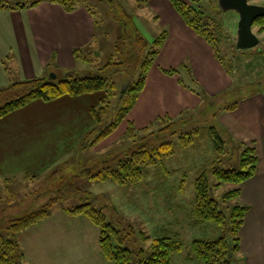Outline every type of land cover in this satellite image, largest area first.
<instances>
[{
    "label": "rangeland",
    "instance_id": "rangeland-1",
    "mask_svg": "<svg viewBox=\"0 0 264 264\" xmlns=\"http://www.w3.org/2000/svg\"><path fill=\"white\" fill-rule=\"evenodd\" d=\"M250 2L264 6V0ZM76 4L87 5L94 12L97 35L92 46L78 51L80 60L75 74L96 73L112 55L117 57L115 42L125 33L142 35L149 50L151 46L153 48V41L165 32L164 42H167L159 48L153 62L154 69L157 65L176 69L178 72L173 76L193 90L199 105L196 107L186 101V106L178 113H169L182 102L177 95L166 91L171 89L170 80L160 81L159 75L152 70L147 76L151 95L146 96L142 107H146L148 98H151L155 102L153 110L159 113L149 121H137V110L120 121L115 130L94 148L73 154L69 164L60 165L58 172L36 178L20 176L7 182L0 179V231L5 232L3 227L11 218L56 198L49 207L51 225L46 224L48 221L36 224L25 234L17 236L24 242L26 258L36 260L37 264H67L68 257L75 254L79 257L78 264H100L94 260L95 253L100 261L103 260L101 264H112L99 252L98 227L87 220L88 229H85V224L81 227L77 218L64 215L65 208L91 201L108 221L130 225L136 237L130 246L143 249L146 256L150 255L151 239L169 237L181 243V248L172 254L170 264H202L194 255L192 241L215 240L223 234V228L213 221L193 223L194 181L200 169L203 166L211 168L219 160H228L222 164L223 168L239 170L245 146L257 149L260 166L264 164V31L258 33V28L254 27L259 44L239 51L234 46L238 15L232 10L221 11L217 0H203L196 7L203 11V17H209L223 31L220 59H217L200 48H177L184 45L178 36L170 37L172 25L167 12L170 0H76ZM81 55L88 60L82 59ZM138 72L139 69L134 79H137ZM111 81L116 85L115 92L124 90L129 83L128 74L124 70L114 72ZM97 92L105 95L104 91ZM107 101V105L113 104L115 97L109 96ZM211 101L217 107L213 120L219 126L218 134L224 142L222 152L216 149L210 137H205L200 146L193 148L177 145L172 155H166L149 168L141 183L127 187L109 179L91 180L82 174L84 168L94 164L97 167L93 174L105 172L106 168H118V161L127 158L125 151L132 140L127 133L129 121L137 133L151 123L153 128L148 131L157 132L168 125V122L159 121V117H182L184 121L176 132L166 137L169 141H180L182 133L201 125L204 119H212L207 116L208 108H204ZM233 103H236L234 108L224 109ZM219 107L223 109L218 110ZM107 116H110L109 112L103 114L104 119ZM210 179L212 183L216 182L213 175ZM234 187L242 188L246 196H240L239 191L238 197L224 200L220 207L230 215L238 203L248 206L239 229V247L233 251L234 264H246V259H253V253L258 254L261 263L264 258V171L255 179L249 178L238 185L223 183L214 186L210 196L220 200ZM73 188L77 191L71 193ZM79 217L85 218L83 215Z\"/></svg>",
    "mask_w": 264,
    "mask_h": 264
},
{
    "label": "trees",
    "instance_id": "trees-1",
    "mask_svg": "<svg viewBox=\"0 0 264 264\" xmlns=\"http://www.w3.org/2000/svg\"><path fill=\"white\" fill-rule=\"evenodd\" d=\"M50 1L59 3L68 11L73 10L77 5L76 0ZM202 1L170 0L183 21L210 45L214 56L220 59L223 31L221 26H218L217 23L214 25L215 23L211 22L209 17H203V11L196 7ZM39 2L41 0H0V10L32 7ZM254 27L258 28V33L264 31V16L254 21L252 29ZM165 39L166 33L162 32L153 41V48L151 46L147 50L148 45L142 35L136 32L125 33L115 42V52L118 56L112 55L111 59L96 73H72L61 79H52L48 76L34 77L19 80L0 88V118L36 99L47 101L62 95L78 96L104 91L105 95L99 104L90 109L95 124L86 131L80 140L81 146H94L109 136L135 105L145 86L148 71ZM241 50L239 49V51ZM78 51L79 49L75 50V53L79 57ZM138 69L137 79H134ZM120 70L127 72L129 83L124 90L115 92L116 85L111 81V75ZM163 72L173 75L178 71L176 69H163ZM179 82L184 87L189 88L183 80L179 79ZM109 96H114L115 101L113 104L107 105L109 104L107 101ZM235 106L236 103H233L224 109H232ZM204 108H208L206 110L207 116L212 119H204L201 125L182 133L179 136L180 141H169L166 140V137L176 132L175 129H178L181 121H184L182 117H159V121L168 122V125L159 129L158 133L150 131L153 128V123L137 133L133 123L129 121L127 133L132 140L127 151H125L127 158L118 161V168H106L105 172L99 171L92 177L99 180L109 179L126 187L138 185L148 175L152 165L162 161L166 155L174 153L175 146H190L192 148L200 146L205 137H210L216 149L222 152L224 142L218 134L219 126L213 120L217 114V107L215 108V104L211 101L206 103ZM219 109L223 108L219 107ZM106 112H109L110 116L104 119L103 114ZM148 129L150 130L148 131ZM172 129L173 131H170ZM227 161L219 160L217 163H213L211 168L203 166L194 181L193 223L213 221L223 228V234L215 240L194 239L192 241L194 255L202 264H234L233 251L239 247L240 243L239 229L248 206L238 203L232 208L230 215L220 208L224 200L238 197L239 187L227 190L220 200L212 198L210 193L214 186L223 183L238 185L251 178L256 173L258 156L254 147L245 146L242 151L239 170L223 168L222 164ZM210 175L215 177V183H212ZM76 191V189L70 190L71 193ZM55 201L56 198L8 220L3 227L5 232L0 231V264H26L24 252L17 236L20 232L48 217L50 215L49 207ZM66 210L72 215L85 216L98 227V244L101 253L104 259L112 264H170L172 254L181 248V243L172 238H153L149 244L150 255L146 256L143 249L130 246L136 241L132 227L121 221H108L102 211L96 209L91 201L84 202L74 208H66ZM144 238L148 239V237Z\"/></svg>",
    "mask_w": 264,
    "mask_h": 264
},
{
    "label": "crops",
    "instance_id": "crops-1",
    "mask_svg": "<svg viewBox=\"0 0 264 264\" xmlns=\"http://www.w3.org/2000/svg\"><path fill=\"white\" fill-rule=\"evenodd\" d=\"M167 10L172 25L170 37L178 36L184 45L177 47L179 50L200 48L214 56L210 45L183 21L172 4L168 5ZM96 24L94 12L87 5H76L73 10L68 11L57 2L41 0L32 7L0 10V88L19 80L50 77V74H55L58 79L75 73L80 60L75 50L81 51L82 48L92 46L97 35ZM81 58L88 60L84 56ZM155 68L152 65L148 74L155 70L160 81L170 80L168 82L171 89L166 91L177 95L182 102L169 113H178L187 102L196 107L199 105L194 93L181 85L177 76L166 75L162 70L167 68L159 65ZM148 86L146 77L145 86L128 114L130 116L138 110L136 120L139 122H147L159 113L153 110L155 102L151 98H148L146 107H142L143 100L151 95ZM103 97L96 91L78 96L62 95L47 101L36 99L0 118V179L7 182L20 176L36 178L58 172L60 165L69 164L73 154L94 148L97 144L91 147L81 146L80 140L95 124L90 109L98 105ZM256 153H259L257 149ZM258 161L259 167L251 177L254 179L264 171V164L260 166V156ZM96 167L94 164L84 168L82 174L89 176L91 180H99L92 177ZM242 195L246 196L241 188L240 196ZM64 210V215L77 218L78 224L81 227L85 224L84 228L88 229L86 217L72 215L66 208ZM49 218L50 215L37 225L45 224ZM46 224L51 225V221ZM27 229L20 232V236ZM19 242L26 264H37L36 260L26 258L22 238H19ZM93 256L97 263H103L95 253ZM68 258L74 260L68 259L67 264H78V255ZM252 258L246 259L244 263L264 264V258L261 263L258 262V254L253 253Z\"/></svg>",
    "mask_w": 264,
    "mask_h": 264
},
{
    "label": "water",
    "instance_id": "water-1",
    "mask_svg": "<svg viewBox=\"0 0 264 264\" xmlns=\"http://www.w3.org/2000/svg\"><path fill=\"white\" fill-rule=\"evenodd\" d=\"M221 11L232 10L238 15L236 28V49H250L259 44L258 36L253 32L254 21L264 16V6L251 3L249 0H217ZM55 79V74H50Z\"/></svg>",
    "mask_w": 264,
    "mask_h": 264
}]
</instances>
